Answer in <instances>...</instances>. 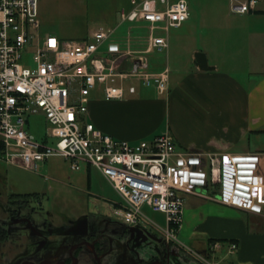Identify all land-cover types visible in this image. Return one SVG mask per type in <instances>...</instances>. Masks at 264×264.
<instances>
[{"label": "built area", "instance_id": "obj_1", "mask_svg": "<svg viewBox=\"0 0 264 264\" xmlns=\"http://www.w3.org/2000/svg\"><path fill=\"white\" fill-rule=\"evenodd\" d=\"M261 1L234 6L232 13L247 15ZM39 3L0 0V159L31 171L53 158L71 162L76 172L86 164L120 196L122 204L113 211L122 227H152L162 234L169 254L175 249L200 264H212L210 256L179 241L186 199L264 216V154L178 152L169 133L132 145L103 134L83 118L94 94L124 101L137 95V83L160 96L169 94V66L155 71L151 56L170 49L161 34L190 20L187 2L132 0V10L121 12L122 25H148L147 38L133 37L129 29L124 40L115 38L116 31H101L83 41L42 37ZM28 57L32 66L24 63ZM40 113L50 126L42 144L28 132V118ZM144 209L166 216L167 229L160 230ZM222 246L215 243L211 249ZM228 246L229 255H235L238 244Z\"/></svg>", "mask_w": 264, "mask_h": 264}, {"label": "crops", "instance_id": "obj_2", "mask_svg": "<svg viewBox=\"0 0 264 264\" xmlns=\"http://www.w3.org/2000/svg\"><path fill=\"white\" fill-rule=\"evenodd\" d=\"M127 1L131 11L132 0ZM180 1L188 4L187 0H171L172 3ZM248 2L209 0L205 9L204 5L200 9L206 14L210 12L209 18L203 13L199 15V20L191 16L181 28L188 34L178 38H190L195 26L202 29V38L206 39L202 42L203 47L195 52L206 55L213 71L202 72L197 66L194 70H179L176 76L171 77L167 96H160L155 90L141 89L137 95L128 96L124 101L111 102L104 100L101 94H94L86 123L115 140L132 145L169 133L178 152L264 154V151H253L250 142L246 146L251 138L264 136V0L247 15L232 13L234 6ZM165 66H157L154 70L161 71ZM212 204L187 197L179 235L184 242L192 244L189 249L211 257L217 252L212 251L211 241L236 242L239 249L233 264H264V216ZM239 213L255 217L257 228L251 230L238 218ZM12 231L18 230H9L8 235ZM79 232H70L60 240L65 242L70 239L71 245L80 246L91 238L104 239V249H111L106 262L116 264L117 261L112 259L115 248L108 239L96 236L90 230ZM36 237L45 241L46 246L49 244L45 235ZM158 242L160 253L151 264L160 262L165 253L163 236ZM225 246L223 244L222 249ZM31 252V249L27 250L25 256ZM86 253L83 249L80 264H89ZM181 253L174 249L167 255L165 264H171L169 257L180 259ZM54 256L51 254L50 258ZM117 264L129 263L122 261Z\"/></svg>", "mask_w": 264, "mask_h": 264}, {"label": "rangeland", "instance_id": "obj_3", "mask_svg": "<svg viewBox=\"0 0 264 264\" xmlns=\"http://www.w3.org/2000/svg\"><path fill=\"white\" fill-rule=\"evenodd\" d=\"M187 1L192 19L199 20L201 13L206 14L205 11L200 12V9L201 5L205 9L209 0ZM176 3L178 2H174ZM39 9L42 37L54 36L64 41H83L101 31H116L115 38L124 40L129 38V29L133 30V37H148L149 26L146 24L122 25L121 12L123 9L130 11L127 0H40ZM209 13L206 14L207 18ZM207 24L210 25L208 19ZM195 27L190 38H178L188 34L184 29L171 30L168 35L161 34L160 36L168 38L170 49L163 55H152V65H168L172 78L179 70H194L196 55L201 54L195 51L203 47L202 42L206 39L202 38V29ZM212 61L211 58L210 62ZM24 63L32 66V58H26ZM135 85L138 90L143 89L140 84ZM83 118L85 120L86 116ZM28 123V132L35 142L44 143L50 133V126L44 115L40 113L31 116ZM249 142L253 151H264V136L251 138L246 142L247 147ZM49 147H53L52 141ZM80 168L78 172L73 171L71 162L63 158H53L41 165L38 171H31L7 164L0 159V226H5L8 231L18 230L9 234L7 242L0 241V264H21L29 257L25 256L27 250L35 252L37 249L40 241L36 236L40 234L49 238V244L41 252L43 259L46 256L50 258L53 254L54 263L57 260H68L69 249L74 245L70 244V239L64 240L65 242L60 239L70 232L85 230L108 239L115 248L112 259L117 262L151 264L159 256L161 245L158 239H162V234L147 226L137 230L132 238L131 232L122 229L120 221L114 215L113 207L122 204L120 196L99 171L83 163ZM18 196L36 198L30 200L27 207L18 209L15 205ZM207 204L213 205L209 202ZM16 211L19 216L28 217L25 220L31 221L33 229L26 224L16 225L13 221V213ZM144 212L160 230L167 229L166 216L149 209H144ZM238 216L251 230L257 228L255 217L243 213ZM178 237L181 245L186 248L193 247L191 243L184 242L179 234ZM225 245L224 249L221 248L222 250L211 256L212 264L236 262L237 258L229 255L227 244ZM183 254H180V259L169 257L171 264H200L188 256L185 258L186 255ZM166 257L163 254L162 258Z\"/></svg>", "mask_w": 264, "mask_h": 264}, {"label": "flooded vegetation", "instance_id": "obj_4", "mask_svg": "<svg viewBox=\"0 0 264 264\" xmlns=\"http://www.w3.org/2000/svg\"><path fill=\"white\" fill-rule=\"evenodd\" d=\"M28 204L29 203L26 202V204H23V205H20V204H15V205L18 206V209H23V208L27 207ZM25 218L28 219V217H26V216H22V217L19 216L18 211L13 213V221H15L16 223L20 221V224H16V225L26 224V223H24ZM26 226H28V224H26ZM0 227H3L4 229H6L5 226H0ZM122 228H124V227H122ZM128 231L131 232V230H128ZM133 237H134V234H133L132 238ZM44 242L45 241H40L35 252L32 251L31 253H29V257L26 258L25 261H23L21 264H48V263L49 264H80L83 249H85L87 251L86 261L89 264H98L96 258H99L100 262H101L100 264H103L106 261V258L111 253V249H106V250L104 249V247H103L104 239L91 238L89 241H87L86 243H83L80 246H75V245L71 246L69 249L70 257L68 258V260H65V259H63L61 261L57 260L54 263L53 260L50 259L48 256H46L45 259H43L41 257L42 250H44L46 248V245ZM165 246H166V249H165L164 255L167 256L169 254V251H168L169 249H168V245L166 244V242H165ZM165 260H166V258L165 259L162 258V260H160V262L165 264Z\"/></svg>", "mask_w": 264, "mask_h": 264}, {"label": "water", "instance_id": "obj_5", "mask_svg": "<svg viewBox=\"0 0 264 264\" xmlns=\"http://www.w3.org/2000/svg\"><path fill=\"white\" fill-rule=\"evenodd\" d=\"M195 65L202 72H209V71H213L214 70V69H212V68L209 67V63H208L207 57L204 54H198L196 56ZM24 223L28 224V228L30 227L31 229H33V226L31 224V221L30 220H24ZM16 224H20V221L17 222ZM134 232H135V230L132 229L131 230V234L133 235ZM96 260H97L98 264L101 263L99 258H96ZM156 264H163V263L162 262H158Z\"/></svg>", "mask_w": 264, "mask_h": 264}, {"label": "trees", "instance_id": "obj_6", "mask_svg": "<svg viewBox=\"0 0 264 264\" xmlns=\"http://www.w3.org/2000/svg\"><path fill=\"white\" fill-rule=\"evenodd\" d=\"M17 198V202L15 204H20V205H23V204H26V202H30V200L36 198L35 196H25V197H22V196H18L16 197ZM9 238V235H8V231L6 229H4L3 227H0V241L1 242H5L7 241ZM215 243H222V244H229V243H236V242H217V241H211L210 242V246L214 245Z\"/></svg>", "mask_w": 264, "mask_h": 264}]
</instances>
